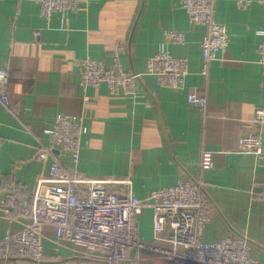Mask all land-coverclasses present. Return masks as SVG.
Listing matches in <instances>:
<instances>
[{
  "label": "crops",
  "instance_id": "1",
  "mask_svg": "<svg viewBox=\"0 0 264 264\" xmlns=\"http://www.w3.org/2000/svg\"><path fill=\"white\" fill-rule=\"evenodd\" d=\"M177 1L82 0L83 10L69 13L63 26L58 12L46 26L35 0H0V69L6 72L9 101V108L0 102V189L17 184L28 195L36 178L47 173L50 160L41 163L33 155L58 112L82 116L86 128L77 161L65 157V163L80 176L128 177L139 199L180 178L194 179L206 149L212 165L203 175L209 217L200 228L201 240L241 233L252 244L250 257L264 264V201L259 196L264 154L241 149V138L250 134L264 142V124L252 122L254 110L264 109V63L257 51L264 40V3L251 0L241 8L237 0L217 1L215 18L226 27L229 43L202 75L204 29L189 22ZM167 29L183 32L184 43L166 42ZM118 45L124 46L119 61L128 71L143 73L147 58L160 49L184 58V89L162 87L155 77L142 75L135 96L109 94L101 85L85 90L90 102L83 105L77 63L85 57L110 62ZM192 90L205 95V110L187 103ZM22 220L0 211V238ZM43 234L45 259L38 264L77 263L78 247L56 244L51 228ZM137 235L152 244L149 208L138 217ZM0 264L35 263L0 259ZM122 264L163 262L129 250Z\"/></svg>",
  "mask_w": 264,
  "mask_h": 264
},
{
  "label": "built area",
  "instance_id": "2",
  "mask_svg": "<svg viewBox=\"0 0 264 264\" xmlns=\"http://www.w3.org/2000/svg\"><path fill=\"white\" fill-rule=\"evenodd\" d=\"M40 15L49 26L54 13H60L62 26L69 13L83 10L82 0H35ZM218 0H178L190 23L203 27L199 47L202 59L201 73L205 75L218 52L227 49L229 37L224 24L215 18ZM264 3V0H257ZM251 0H237V6L248 8ZM166 42L182 44L183 32L164 31ZM257 51L264 63V40ZM124 46L118 45L110 62L85 57L77 63L78 87L83 91L82 104L90 102L87 88L106 87L109 94L135 96L136 83L142 75L155 77L158 85L175 91L184 89L187 63L168 50L160 49L146 60L143 73L122 68L119 57ZM6 72L0 69V102L9 108L5 92ZM189 105L205 110L204 94L189 91ZM83 117L56 113L52 125L43 132L33 159L41 163L50 160L45 175L36 178L33 190L27 195L22 187L0 189V211L8 219L23 218L21 224L7 229L0 238V259L4 261H44L43 230L51 228L55 243L69 242L78 247L76 264L87 261L104 264H122L127 252H139L141 259H159L163 264H260L250 257L251 242L241 233H228L211 242L200 238V228L208 221L209 206L203 175L212 165V152L202 150L198 158L199 174L194 179L180 178L173 185L150 191L139 199L131 179L85 177L77 174L64 161L75 164L80 149V138L86 133ZM252 122L264 124V109L256 108ZM242 150L264 154V142L255 135L241 138ZM264 201V187L259 192ZM144 208L152 212L153 242L148 244L137 235L138 217ZM164 241L167 246L155 243ZM55 264H74L60 259Z\"/></svg>",
  "mask_w": 264,
  "mask_h": 264
},
{
  "label": "trees",
  "instance_id": "3",
  "mask_svg": "<svg viewBox=\"0 0 264 264\" xmlns=\"http://www.w3.org/2000/svg\"><path fill=\"white\" fill-rule=\"evenodd\" d=\"M13 186H14V185H13ZM15 186L21 187L20 185H17V184H16ZM23 192H24L25 194L27 193V192H25V190H23Z\"/></svg>",
  "mask_w": 264,
  "mask_h": 264
}]
</instances>
